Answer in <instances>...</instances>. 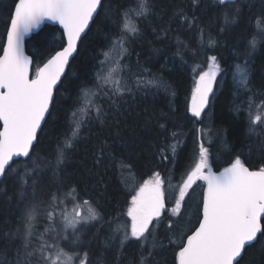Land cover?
Wrapping results in <instances>:
<instances>
[{
  "label": "snow or ice",
  "instance_id": "obj_1",
  "mask_svg": "<svg viewBox=\"0 0 264 264\" xmlns=\"http://www.w3.org/2000/svg\"><path fill=\"white\" fill-rule=\"evenodd\" d=\"M199 2L192 0L197 7ZM215 3L225 10L221 32L228 25L238 23L245 8L253 7L252 0H215ZM154 8L153 0H135L131 7H117L115 13L110 5L105 7V0H13L6 21L7 42L0 55V178L9 172L19 175L18 170L12 168L13 163L22 164L24 174L33 178L45 170L57 175L62 172L69 154L82 139L83 130L93 121L106 123L108 110L95 98L105 97L111 102L109 107L118 106L125 94L132 90L129 82L119 75L122 70L120 59L128 54L127 45L139 34L138 23L133 17L149 19ZM173 16L189 27L196 26L195 15L189 20L182 7L174 9ZM45 20L62 29L60 43L57 45L46 36L41 38L50 55L33 73V61L24 52V38ZM98 21L111 23L116 31L110 35L105 33L111 44L102 52L104 59L98 61L100 67L95 73V90L81 86V103L72 111L67 130L57 141L55 149L47 157H42L37 153L36 145L41 143L44 126L52 115L56 93L67 76L74 54L79 52L83 38ZM216 43L214 38L208 37L207 47L212 48ZM261 46H264V13L258 18L257 30L248 40L242 60L222 69L215 55H207V70L194 69L198 75L186 113L195 121H202V114L214 98L218 76L225 80L234 73L236 88L233 91L236 94L251 91L253 57ZM135 83L137 88L167 90V85L155 77L145 80L140 75ZM248 101L249 139L255 137L256 151L264 160V100L255 104L253 96H249ZM209 131L197 129L199 152L179 183H172L171 169L166 178L155 172L152 178L134 189L126 210L107 220L93 201L88 198L81 201L75 188L63 196L57 189L52 194L50 209L46 211L49 227L44 233L37 234L34 221L40 211L39 204L28 200L25 188L20 194V203L24 204L21 210L23 239L21 248L17 249L15 264H77V261L87 264V252L83 257L80 255L82 234L96 224H99L97 231L107 225L108 239L119 242L118 258L123 256L125 248L134 244L136 251L127 264H168L167 260L158 257L170 247L174 256L172 264H251V260H245L246 256L257 250L264 252V166L251 170L241 152L223 171L214 172L210 164V148L203 142ZM180 136V133L170 132L167 123H159L161 143L155 147L162 164H175ZM207 138L211 142V137ZM105 153L106 146L101 145L94 154L97 164L106 158ZM125 169L131 172L130 165L120 166L121 183H127L123 175ZM21 179L27 183L23 177ZM198 184L203 185L202 197L197 201L193 224L190 219L186 222L184 217L188 200L195 191L194 185ZM169 189L174 199L171 205ZM68 197L73 201L71 213L61 207ZM57 218L60 225H56ZM4 235L19 239L20 227L16 233ZM120 264L124 261L120 260Z\"/></svg>",
  "mask_w": 264,
  "mask_h": 264
},
{
  "label": "trees",
  "instance_id": "obj_2",
  "mask_svg": "<svg viewBox=\"0 0 264 264\" xmlns=\"http://www.w3.org/2000/svg\"><path fill=\"white\" fill-rule=\"evenodd\" d=\"M135 0H105L113 13L117 7L128 8ZM153 15L149 19L135 18L139 34L127 45L128 54L120 59L119 75L131 85L132 90L125 94L118 106L109 107L110 101L105 97H96L107 109L106 123L93 121L84 131L82 139L63 165L62 172L57 175L45 170L36 177L26 176L24 166L13 163L12 168L18 170L0 181V264H15L17 249L21 248L23 228L21 226V192L27 189V198L39 204V213L34 221L37 234L43 233L49 221L46 211L50 209L52 194L60 189V195L75 188L80 200L85 198L94 202L97 210L107 220L126 210L127 201L134 195L145 180L160 172L163 177L173 173V184L181 180V176L193 164L194 156L199 152L198 128L211 130L204 139L205 146L210 148V164L214 171L227 167L239 153H243L246 166L257 170L264 166L260 153L256 151L255 137L249 139L248 97L253 96L254 103L264 100V46H261L252 64L251 91H240L236 94L234 73L225 80L217 77L214 85V98L203 115L202 121H195L186 113V106L191 98L195 78V68L206 70L207 55H215L222 69H228L234 61L242 60L248 40L257 30L258 18L264 13V2L252 0L253 7L245 8L238 23L228 25L224 32V9L219 8L215 0H200L194 6L192 0H153ZM13 0H0V55L6 36V21ZM182 7L189 20L195 15L194 24L174 18V9ZM104 13H101L103 16ZM162 29H167L166 32ZM202 30V31H201ZM116 31L111 23L97 22L92 25L88 35L83 38L79 52L71 60L67 76L56 93V102L52 115L44 126L41 143L36 151L47 157L56 147L69 125L72 111L81 103V86L94 89L95 73L99 69V60L104 59L102 52L107 51L111 40L106 38ZM61 31L57 27L44 26L37 34L26 41V51L32 58V71L41 66L49 58L50 53L43 46L41 38L60 43ZM211 36L217 43L207 47V39ZM115 56V53L112 54ZM142 75L145 80L156 78L167 85L164 88H137L136 80ZM256 114L255 107L253 115ZM94 115V113H93ZM159 123H167L170 132L180 133L181 142L177 149L175 164L161 163L155 145L161 143L158 137ZM170 135V133H169ZM207 137H211V142ZM171 142V141H170ZM252 145L251 152L249 145ZM106 146L105 159L97 164L94 154L98 148ZM227 145V147H225ZM171 155V153H169ZM113 160L115 164H113ZM122 164L130 165L131 172L123 173L127 183H121L119 171ZM26 180L27 183H23ZM35 179V183L33 180ZM195 191L188 200L185 221L189 219L195 224L197 201L202 197L203 185H194ZM35 191V196H33ZM61 207L69 209V199ZM170 205L174 204L173 193L169 189ZM121 219L126 220V217ZM95 223V222H94ZM20 227V238L13 240L5 233H16ZM95 227L85 229L82 234V251L87 252V264H127L136 249L130 244L124 249L123 256L118 258V241L108 239L107 225L97 231ZM174 247V246H172ZM158 258L172 264L174 256L171 247L160 253ZM251 264H264V252L257 250L246 256Z\"/></svg>",
  "mask_w": 264,
  "mask_h": 264
},
{
  "label": "water",
  "instance_id": "obj_3",
  "mask_svg": "<svg viewBox=\"0 0 264 264\" xmlns=\"http://www.w3.org/2000/svg\"><path fill=\"white\" fill-rule=\"evenodd\" d=\"M52 26V27H57L61 32H62V29L60 28V26L58 24H54L52 21H48V20H45L41 23V25L37 28V29H34L28 36H26L24 38V52H25V55L29 56V58L32 60L31 56L27 53L26 51V41L28 39H30L33 35L37 34L44 26ZM7 42V33H6V36H5V42L4 44H6ZM3 54V49H2V52H1V55ZM76 54H74L75 56ZM42 66V65H41ZM31 68H32V65H31ZM68 70V69H67ZM21 160L24 159V158H20ZM252 170V169H251ZM214 171V170H213ZM220 171H223L222 170H219V171H214L216 173L220 172ZM2 178H0V181H1Z\"/></svg>",
  "mask_w": 264,
  "mask_h": 264
},
{
  "label": "rangeland",
  "instance_id": "obj_4",
  "mask_svg": "<svg viewBox=\"0 0 264 264\" xmlns=\"http://www.w3.org/2000/svg\"><path fill=\"white\" fill-rule=\"evenodd\" d=\"M206 70H207V68H206ZM149 180V179H148ZM68 203H69V206H67L69 209H67V211L69 212V213H71L72 212V209H73V201H72V199L70 198L69 199V201H68ZM56 225H60V220H59V218H57V220H56ZM62 226V225H61ZM48 227V226H47ZM43 233H44V230H43ZM49 235H54L53 233H49ZM77 264H79V261H77Z\"/></svg>",
  "mask_w": 264,
  "mask_h": 264
}]
</instances>
